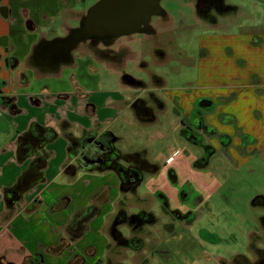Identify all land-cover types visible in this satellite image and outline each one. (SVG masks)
<instances>
[{
	"label": "crops",
	"instance_id": "obj_1",
	"mask_svg": "<svg viewBox=\"0 0 264 264\" xmlns=\"http://www.w3.org/2000/svg\"><path fill=\"white\" fill-rule=\"evenodd\" d=\"M94 2L0 0V118L5 126V132L0 133L2 264H124L121 260L127 248H146L143 228L157 219L151 211L128 213L124 207L128 194L142 199L143 193L137 190L142 184L160 201L162 212L170 220L182 222L191 212L185 202L201 204L212 192L206 198L198 193L190 199L189 185H182L176 172L188 169L189 164L180 160L167 166V153L174 148L176 135L183 150L188 143L197 146L200 155L193 157L192 169L206 171L213 155L232 165L245 164L251 173L264 169L261 7L248 11L249 6L217 0V22L210 20L208 28L203 25L195 50L183 47L178 56L174 54V35L164 28L176 30L174 19L179 28L199 27L200 0L189 1L191 15L180 4L174 12L162 8L166 20L160 32L156 30V37L131 34L103 47L95 43V49H122L125 55L121 61L110 54L100 59L86 55L94 50L91 40L80 42L69 59L57 65L40 57V47L76 27ZM250 12L249 17L244 16ZM188 17L193 20L188 21ZM214 30L217 33L211 32ZM166 32L171 41L168 44L158 39ZM187 40L182 38V44ZM170 60L181 68L170 70L168 75L154 74L148 67L166 65ZM131 64L138 67V76L128 72ZM161 82L170 84L160 87ZM168 103L178 113L180 133H124L128 131L124 123L156 124ZM31 126L51 128L56 136L39 140L28 133ZM84 133H107L112 145L97 165L87 168L76 160L81 145L74 141ZM2 136L6 141L2 142ZM118 142L124 148L117 147ZM149 152L154 154L153 160L148 158ZM120 168L132 173L134 179H125ZM214 185H220L218 180ZM94 194L100 197L98 214L78 238L70 240L66 229L72 215L87 206ZM105 205L112 210L110 222L98 225L105 236L96 231L100 237L97 243L81 245ZM40 207L51 218H46L49 227L30 229L27 226L41 212ZM139 212L150 219L134 222L132 217ZM258 218L261 226L245 232V245L253 256L234 252L229 258H202L198 264L255 263L264 252V214ZM121 225L127 227L128 236L121 232ZM129 239H135L137 246L128 245L125 241ZM61 243L64 245L59 251L51 250ZM131 260L140 259L134 256Z\"/></svg>",
	"mask_w": 264,
	"mask_h": 264
},
{
	"label": "rangeland",
	"instance_id": "obj_2",
	"mask_svg": "<svg viewBox=\"0 0 264 264\" xmlns=\"http://www.w3.org/2000/svg\"><path fill=\"white\" fill-rule=\"evenodd\" d=\"M191 0H161L160 7L169 12H174L175 8L179 7V4L185 8V12L191 15V7L189 6ZM229 2L249 6V10L253 7L263 9L260 16L264 18V2L261 3L258 0H228ZM254 2H257L254 4ZM212 11H206V16H201V24L198 26H189L179 28L177 22L172 23V26L176 30L171 31L169 28H164L170 35H174L176 42L174 45V54L178 56V50L182 51L183 47L186 50L193 52L197 46L200 37L198 32L208 28L209 21L217 22V11L212 8ZM245 14L244 16H250ZM162 15L152 16L149 22L150 28H153V32L156 30L160 32L163 27L165 17ZM188 21L193 20L192 17H188ZM245 19L239 17V19ZM203 23V24H202ZM198 27V28H196ZM179 28V29H178ZM167 32L164 35H160L158 39L170 43V39H167ZM217 33V30L211 31ZM134 37L144 36L146 34L136 33L132 34ZM178 36L180 39H178ZM188 36V37H187ZM125 36H121L123 39ZM145 37V36H144ZM153 37H156L153 36ZM169 37V36H168ZM188 38L186 45H183L182 38ZM151 39V38H150ZM160 50V49H159ZM155 53V49L152 50ZM164 54V53H163ZM159 60L161 57L157 55ZM136 65H130L128 72L133 76H138V67ZM149 69L154 71V74L160 76L168 75L169 71L178 70L181 68L175 60H170L166 65H148ZM190 70V69H189ZM190 72V71H189ZM170 83L168 82L167 85ZM160 87L167 88L165 83H159ZM146 94V93H145ZM178 113L168 103L167 110L163 114H158V122L154 125H141L137 121H133L131 125L123 124L128 131L127 133H156V130L164 131L165 133H180L179 124L180 120L176 118ZM4 120L0 118V133L5 132ZM1 136V134H0ZM176 135L173 138L174 148L167 153V166L176 165L180 160H184L189 164L188 169L182 171H176L178 174L179 182L182 185H189L191 191L190 199L201 193L203 198L208 193L212 192V195L207 201L201 202V204L192 205V201L185 202V206L191 210L190 214L182 221L179 222L176 219L170 220L167 215L162 212L160 201L149 194L148 188L142 184L137 190L143 193L142 199H135V196L127 195L125 201V209L128 213H134L140 209L153 212L156 216L154 224L145 226L143 228L146 232L143 239L146 244L140 251H133L127 248L124 251V257L121 260L124 264H198L202 258L209 257L211 260H215L216 256L222 258H229L232 253H243L249 256H253L251 249L245 245V232L247 229L259 228L261 226L259 216L264 214V169L259 168L254 173L248 170V166L232 165L220 158L219 155H213L210 165L207 170H195L192 169L193 157L197 153V146L192 143H188L185 146L186 151L181 147L182 142ZM6 141V138L2 136V142ZM182 141V140H181ZM119 148H124L119 142L116 144ZM201 153V152H200ZM189 158H186L189 156ZM202 154V153H201ZM200 155V154H199ZM184 156V157H183ZM148 158L154 159V154L148 153ZM176 163V164H175ZM190 168V169H189ZM80 175V174H78ZM220 183L219 186L214 185L216 182ZM216 186V188L214 187ZM202 187V190H201ZM214 187V188H213ZM206 188L208 191H203ZM185 189V188H184ZM216 189V190H214ZM149 191V193H148ZM145 192V193H144ZM263 198V199H262ZM176 205V203H175ZM110 208H115V203H111ZM112 210H108L106 205L104 206L100 217L96 220V223L92 224L91 230L87 232L80 244L85 245L89 243H97L100 238L96 231L101 234L102 231L98 230L100 222L106 224L110 222V216ZM40 213L34 217L33 221L27 226L30 229L42 231L44 228L49 227L51 218L43 213L42 207H40ZM46 218H50L46 222ZM109 224V223H108ZM54 227V225H52ZM51 228V227H50ZM121 232L128 236V229L125 225L120 226ZM106 234V233H105ZM103 234V236H105ZM102 238V237H101ZM42 242L43 240H39ZM36 243V239L33 240ZM100 242V241H99ZM38 243V242H37ZM136 256L137 262L131 260V257ZM8 257V256H7ZM200 260V261H199ZM216 264L215 261L212 262ZM0 264H2L0 262ZM3 264H5L3 262Z\"/></svg>",
	"mask_w": 264,
	"mask_h": 264
},
{
	"label": "water",
	"instance_id": "obj_3",
	"mask_svg": "<svg viewBox=\"0 0 264 264\" xmlns=\"http://www.w3.org/2000/svg\"><path fill=\"white\" fill-rule=\"evenodd\" d=\"M160 1L95 0L78 25L65 36L45 42L46 46L39 49V56L57 65L60 61H67L70 52L80 42L94 40L107 45L121 36L147 34L151 17L164 14Z\"/></svg>",
	"mask_w": 264,
	"mask_h": 264
},
{
	"label": "trees",
	"instance_id": "obj_4",
	"mask_svg": "<svg viewBox=\"0 0 264 264\" xmlns=\"http://www.w3.org/2000/svg\"><path fill=\"white\" fill-rule=\"evenodd\" d=\"M219 1V0H218ZM200 15L206 16V11H210L214 8L217 11V0H200ZM63 126H66L64 123ZM32 137H36L39 140L48 141L53 139L56 136V131L51 128H41L37 126H31L29 131ZM74 141H78L81 146L78 150L76 160L81 167L87 168L89 165H97L103 157L105 153H109L110 149L112 148L111 145V138H108V134L102 135H92L90 133H84L80 137L74 138ZM75 152V151H74ZM122 176L126 178L134 179L132 173L126 171L123 168L118 169ZM99 202L100 197L98 194H94L92 197L91 202L75 212L71 220L67 225V235L70 240H74L78 238L86 228L87 223L94 218L99 212ZM134 222H147L150 219L148 214L143 212H139L132 217ZM139 241V240H138ZM128 245L133 247L137 246L135 244V239H129L125 241ZM137 242V241H136ZM63 243L53 247L51 250L56 252L59 251L63 247Z\"/></svg>",
	"mask_w": 264,
	"mask_h": 264
},
{
	"label": "flooded vegetation",
	"instance_id": "obj_5",
	"mask_svg": "<svg viewBox=\"0 0 264 264\" xmlns=\"http://www.w3.org/2000/svg\"><path fill=\"white\" fill-rule=\"evenodd\" d=\"M164 16H162L163 18ZM156 32L154 33L153 32V28H150V32L147 33V35H151V36H155ZM114 41V40H113ZM112 41V42H113ZM92 45L94 44V50L88 52L86 55H88L89 57L90 56H93L95 57L96 59H100L103 57V55H112V57L118 61H121V58L124 57L125 55V52H123V50L121 49L120 51H117V52H109V51H106V50H101V49H95V43H99L97 41H94V40H91L89 41ZM111 42V43H112ZM99 45L101 47L102 46V43H99ZM106 47H110V46H106ZM160 52V51H159ZM253 264H264V252L262 253V255L259 257V259L257 261H255V263Z\"/></svg>",
	"mask_w": 264,
	"mask_h": 264
}]
</instances>
